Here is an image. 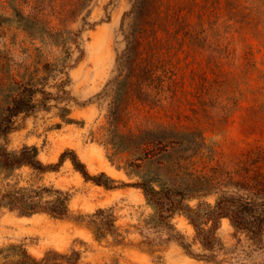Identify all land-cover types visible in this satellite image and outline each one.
<instances>
[{
  "label": "rangeland",
  "instance_id": "1",
  "mask_svg": "<svg viewBox=\"0 0 264 264\" xmlns=\"http://www.w3.org/2000/svg\"><path fill=\"white\" fill-rule=\"evenodd\" d=\"M16 12L49 35L9 23ZM158 127L185 134L164 181L194 192L192 209L223 198L264 211V0H0V148L36 147L44 165L73 151L118 186L86 181L70 158L56 171L0 168V264H35L23 251L38 264L73 251L78 264H264V228L252 236L223 217L204 246L184 214L148 223L139 179L107 139ZM7 194L39 212L3 206ZM60 195L64 218L44 211ZM100 210L115 229L97 238Z\"/></svg>",
  "mask_w": 264,
  "mask_h": 264
},
{
  "label": "trees",
  "instance_id": "2",
  "mask_svg": "<svg viewBox=\"0 0 264 264\" xmlns=\"http://www.w3.org/2000/svg\"><path fill=\"white\" fill-rule=\"evenodd\" d=\"M25 31L34 33L44 39L49 34L45 29L38 30V23L25 18L21 13L16 12L15 16L7 19ZM57 34V36L63 35ZM65 44V42L63 43ZM64 67V66H63ZM182 131L175 128L158 127L156 129H141L137 132L118 133L113 130L109 133L107 145L111 151V161L123 162L124 166L118 165L119 169L125 168L128 176L138 177L139 181L133 186L141 189L145 195L148 205L154 211L148 223L153 225L170 226L171 219L176 214L186 215L191 223L195 226L198 236L202 238L204 246H209L214 239L215 230L218 221L227 217L230 219L233 227L238 231L250 233L252 236L260 234L264 228V211L255 212V205L251 202L229 201L220 198L216 206L205 214H201L200 209H192L188 201L196 196L194 192H188L176 187L169 186L164 181V171L169 163V158L182 145ZM70 158L74 169L79 172L86 181H92L102 185L107 189L118 188L116 182L107 177L104 173L100 176H91L84 163H82L73 151L65 152L55 165H44L38 159V150L36 147H24L21 151L10 152L5 148H0V168L15 169L22 166L43 172L56 171L62 163ZM126 158V160H125ZM8 198L3 206L13 207L20 211L22 215L31 216L38 213L37 205L33 198L24 195L7 194ZM210 207V205H207ZM211 208V207H210ZM56 218H64L68 215L67 199L63 195L51 202L45 210ZM252 217L250 218L249 216ZM96 217V218H95ZM101 218L103 223L97 220ZM91 220L95 228L97 238L105 237L111 230L115 229V216L111 212L100 210ZM212 222L210 230L205 231L201 226L204 223ZM23 256L32 263L40 262L32 258L28 253L23 251ZM80 253L73 251L71 255H63L56 252H50L42 260L44 264L50 262L62 261L64 264H78ZM25 264V262H22Z\"/></svg>",
  "mask_w": 264,
  "mask_h": 264
}]
</instances>
